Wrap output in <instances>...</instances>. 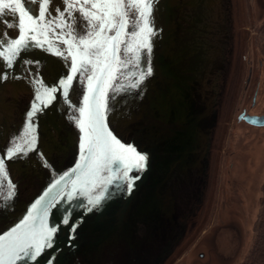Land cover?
Segmentation results:
<instances>
[{
  "label": "water",
  "instance_id": "obj_1",
  "mask_svg": "<svg viewBox=\"0 0 264 264\" xmlns=\"http://www.w3.org/2000/svg\"><path fill=\"white\" fill-rule=\"evenodd\" d=\"M3 2L22 3L34 20L38 7L44 9L42 0ZM98 2L104 0H88V5ZM71 3L76 0H48L43 24L51 18L55 33L43 27L29 31L35 39L14 56L11 67L10 45L25 34L26 20L19 12L0 15V73L7 74L0 79V158L14 141L25 148L4 160L7 176H0V249L11 241L17 247L39 246L47 230L58 226L51 247L34 261L16 264H168L203 211L235 63L233 0H152L150 49L141 46L145 34L136 35L142 25L133 22L139 17L131 9L119 40L109 46L105 36L116 29L106 30L100 46L88 48L91 63L84 62V48L77 53L73 44L88 39V33L95 39L99 22L93 27L76 9L66 12ZM61 12L70 27H57ZM69 32L68 43L56 39L67 40ZM147 66L151 75L130 87ZM69 77L67 96L54 92L55 99L41 103L32 116L34 139L29 138L28 113L37 94L50 99L45 89ZM253 120L264 121V116L244 110L238 117L239 123L264 127ZM78 121L87 129V150ZM104 127L146 157L143 169L128 173L139 177L130 190H124L127 181L118 185L131 160L117 161L106 150ZM97 197H103L99 204L89 203Z\"/></svg>",
  "mask_w": 264,
  "mask_h": 264
},
{
  "label": "rangeland",
  "instance_id": "obj_2",
  "mask_svg": "<svg viewBox=\"0 0 264 264\" xmlns=\"http://www.w3.org/2000/svg\"><path fill=\"white\" fill-rule=\"evenodd\" d=\"M236 54L211 153L203 211L168 264H244L264 196V0H233ZM256 100L254 101V98ZM203 255V257H201Z\"/></svg>",
  "mask_w": 264,
  "mask_h": 264
},
{
  "label": "snow or ice",
  "instance_id": "obj_3",
  "mask_svg": "<svg viewBox=\"0 0 264 264\" xmlns=\"http://www.w3.org/2000/svg\"><path fill=\"white\" fill-rule=\"evenodd\" d=\"M27 2V0H25ZM44 4L43 11L39 10L37 11V18L34 20L31 16L28 15L26 11L23 10V4L17 3L15 5L3 2V0H0V15H3L7 11H13V12H19L22 14L24 19L26 20L25 25V34L20 36L19 39H16L14 42L11 43L9 51L11 52V55L7 57V62L9 67H11V61L14 58V56L18 55L19 52L23 49H26L29 44V39H35V36L29 37L27 33L29 31L35 32L36 27H43V28H51L52 23H55V21L50 19V23L48 25H44L43 21L45 19V14L48 11L47 5L48 0H42ZM76 9L77 11L81 12L84 16V18L89 21L93 27L96 26V22H99V30L95 32V39H90L92 37V33H88L86 38H81L79 40V45L73 44L74 47H76L77 53L80 52V46L84 48V62L85 63H91V61L87 58V50L89 47L91 48H97L100 46V38L102 34L105 33L106 30L111 31L112 29H116L115 34L112 37H106L105 39L108 41L109 46H111L114 42L119 40L123 34L126 33L129 23V11L131 9H136V15L139 17L138 21H133L134 23H139L142 26L139 29V32L136 33V35L145 34V41L142 43V47L150 49V44L147 42V35L154 34L152 32V28L149 25V17L152 13V0H104L103 3H92L90 6L88 5V0H84V4H79V0H76V3L67 4L65 6V11L69 12L71 14V10ZM58 19L61 21V23L57 24V27L64 28V27H70L67 20L64 18V13L61 12ZM39 22V23H38ZM31 25V27H29ZM53 33H55V29L51 28ZM45 34H47L45 32ZM68 39L65 40L61 36H56V39H61L64 43H68L70 40H72V34L69 32ZM47 42V41H46ZM42 46V45H41ZM0 47H2V43H0ZM134 50V49H129ZM119 51V45L116 44L115 52L118 53ZM60 55H63V53H58ZM0 55H3L0 53ZM117 63L121 64L122 62L119 61V58L117 56ZM126 66V65H125ZM79 68H73V73L78 71ZM147 75H151V67L147 66L144 71L140 72L138 74V78L135 83H131L129 86L132 88L139 87L140 82H142ZM7 74L6 73H0V79H6ZM71 86V77H69L66 80L60 81L58 87H53L51 89H45L46 96L50 99H44L41 100V94L38 93L36 100L33 103L32 110L28 113V121H27V135L29 138L34 139L33 137V131L34 126L32 122V116L36 114L37 111L40 110V104L44 103L47 105L51 102V99H55V96L52 94L56 91H61L64 96H67L68 92L67 89ZM122 89H115L114 91H120ZM104 107V105H101ZM251 122L254 123H264V121L261 120H253ZM78 126H80L84 131L86 135V143H85V149L87 150L88 144H87V129L84 128L83 121H78ZM104 136H105V147L108 152L113 153L115 156V159L117 161H123L126 158H130L131 162L125 165V170L123 172V176L120 178L122 183L118 185V187H123V181H127V188L124 190H130L132 184L134 183V179H138L139 177H129L128 173L132 171V169H143L145 167L146 157L144 155H141L136 152L135 148L129 146L125 147L123 144L120 143V141L111 133V131L107 130L106 127L103 128ZM19 139V138H17ZM25 144L28 143L26 140L24 142ZM25 152L24 145L21 143H18L14 141L8 149L4 151L3 158H0V176H7V170L4 167V160L5 159H11L13 156H18ZM119 153V155H117ZM111 183V180L109 181ZM10 184V181H9ZM14 185L11 186V188L14 190ZM11 196V192L9 193V198ZM103 197H97L95 201H89L90 204L93 206L100 203V200ZM91 208H89V211ZM63 223L67 224L69 221L67 219L62 221ZM58 226H53L50 229L47 230V235L43 237L44 243L39 246L34 245H27L25 246H19L15 244L14 241H11L9 243H6L2 249H0V264H16L17 261H23V260H35L41 253L44 247H51V238L54 236V234L57 231ZM74 230V229H73ZM16 232V229H12V231L8 234L9 237H12L14 233Z\"/></svg>",
  "mask_w": 264,
  "mask_h": 264
},
{
  "label": "trees",
  "instance_id": "obj_4",
  "mask_svg": "<svg viewBox=\"0 0 264 264\" xmlns=\"http://www.w3.org/2000/svg\"><path fill=\"white\" fill-rule=\"evenodd\" d=\"M255 234L256 239L253 250L244 264H264V196L261 204V212L255 225Z\"/></svg>",
  "mask_w": 264,
  "mask_h": 264
}]
</instances>
